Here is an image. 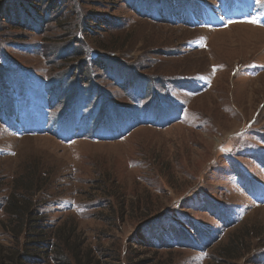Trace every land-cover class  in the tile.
<instances>
[{"label": "rangeland", "instance_id": "rangeland-1", "mask_svg": "<svg viewBox=\"0 0 264 264\" xmlns=\"http://www.w3.org/2000/svg\"><path fill=\"white\" fill-rule=\"evenodd\" d=\"M130 1L160 16L0 0V245L7 198L27 193L92 264H264V0ZM100 98L130 115L115 129L140 125L75 137L70 117L96 124Z\"/></svg>", "mask_w": 264, "mask_h": 264}, {"label": "trees", "instance_id": "trees-1", "mask_svg": "<svg viewBox=\"0 0 264 264\" xmlns=\"http://www.w3.org/2000/svg\"><path fill=\"white\" fill-rule=\"evenodd\" d=\"M125 1L129 6L130 3H132L130 0ZM158 1L154 2V4L158 5ZM15 4L19 6L24 5L18 1L16 3L14 2V5ZM12 5L13 2L11 4L8 3L4 8V17L11 18V15H14V8L10 10L9 13L7 12L11 9ZM130 7L134 10L136 9L142 16H147L151 19L160 16L158 11L157 14H154L152 7H149L148 10H143L142 5L140 8L143 11L140 8L135 7V4ZM25 8L28 9L27 7ZM173 11H176V13L174 14ZM173 11L172 13H169V20L174 19V17L180 13L178 7L174 8ZM162 18L165 19L166 15L163 14L161 16V19ZM144 83L146 82L141 79L136 81L137 86L144 85ZM93 89L97 92L96 88ZM92 96L94 95L92 94ZM76 100H79V97L76 98ZM108 104L109 102L106 99H102V105L99 106V108L105 113L102 117H97V119L100 118V121L96 124L94 121L95 119H91V114L84 111H80L79 114L76 113L73 117H70V124L75 129L74 136L78 138L92 136L93 138H96V140H112L115 139L114 135H117V138H119L134 126L140 125V123H135L136 120L131 117L133 123L123 124L118 129H115L116 124L123 121L125 116L130 115L126 114V110L118 109L115 105H110L109 108L115 107L116 114H112V117L108 116L109 118H107L105 114L108 109L106 108ZM74 107L75 106L73 105L71 111H73ZM173 110H175V108ZM117 113L121 114L118 118H116ZM178 116L179 114L173 115L170 117L169 121L165 120L168 121L165 123L174 122ZM112 130H116L119 133H113ZM39 205V199L36 198L35 194L12 193L7 198L4 210L8 213L9 219H11L9 220L10 228L8 231L13 235L14 246L11 248L6 247V249H4L5 246L0 245V264H92L93 258L91 250L81 247L84 242L80 243L76 239L77 228L72 226L67 228L66 225L59 226L56 229L55 227L50 228V226L47 225V220L44 218V215L39 210ZM0 226L2 228H8L7 223L4 220L0 221ZM49 230H51V233H48ZM56 238H59L61 241L60 244L56 243ZM72 240L75 242L70 244Z\"/></svg>", "mask_w": 264, "mask_h": 264}]
</instances>
